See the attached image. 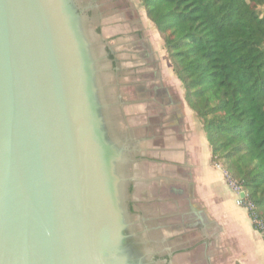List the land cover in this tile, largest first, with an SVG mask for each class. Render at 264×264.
Instances as JSON below:
<instances>
[{"label": "water", "instance_id": "1", "mask_svg": "<svg viewBox=\"0 0 264 264\" xmlns=\"http://www.w3.org/2000/svg\"><path fill=\"white\" fill-rule=\"evenodd\" d=\"M93 45L116 103L74 0H0V264H129Z\"/></svg>", "mask_w": 264, "mask_h": 264}, {"label": "crops", "instance_id": "2", "mask_svg": "<svg viewBox=\"0 0 264 264\" xmlns=\"http://www.w3.org/2000/svg\"><path fill=\"white\" fill-rule=\"evenodd\" d=\"M127 2L102 17L107 21L102 37L113 55L126 56L117 59L124 68H135L134 95L138 84L166 97L159 103L151 96L134 106L139 148L130 167L134 211L148 215L145 222L165 218L169 228L162 238L171 241V255L183 245L184 254H198L205 264H264L261 238L246 211L236 206L221 171L209 164L210 153L198 139L179 84L162 65L158 34L144 11ZM176 232L184 234L181 240Z\"/></svg>", "mask_w": 264, "mask_h": 264}, {"label": "trees", "instance_id": "3", "mask_svg": "<svg viewBox=\"0 0 264 264\" xmlns=\"http://www.w3.org/2000/svg\"><path fill=\"white\" fill-rule=\"evenodd\" d=\"M212 160L264 222L263 0H140ZM112 59V56L109 55Z\"/></svg>", "mask_w": 264, "mask_h": 264}, {"label": "flooded vegetation", "instance_id": "4", "mask_svg": "<svg viewBox=\"0 0 264 264\" xmlns=\"http://www.w3.org/2000/svg\"><path fill=\"white\" fill-rule=\"evenodd\" d=\"M75 6L78 8V12L82 14L83 12H90V17L88 19H93L97 15L95 11L91 9L92 4L84 0H74ZM91 5V6H90ZM82 6V7H81ZM82 17V27H86V20ZM91 52L96 56V80L98 88V99L101 104V111L104 119V126L107 131L106 137L108 142L114 143L120 148L121 156L120 160L116 165V172L120 179L118 187V205L122 218V232L123 239L121 243V249L123 254L127 257L129 264H172L171 258L174 255L183 254L182 247L178 248V252L171 255L172 251L170 247L167 246V240L160 237L159 230L169 228V224L158 226L154 221H146L145 226H143L142 231H138L135 227L128 221V204L129 197H131L133 192L131 178V163L136 161V155L138 152V146L136 141L135 131L129 129H122L120 125L119 108L122 103H114L111 93H108L102 86V79L98 63V49L95 45L92 46ZM106 55L112 56L111 61L117 64L115 61V56L106 47ZM136 92L138 97H142L144 101L151 96L159 103L166 101L164 93L160 90H142L140 85H136ZM118 106V107H117ZM179 194V193H178ZM132 205L129 204V207ZM132 209V207H131ZM133 210V209H132ZM160 228V229H159ZM181 227L178 226V229Z\"/></svg>", "mask_w": 264, "mask_h": 264}, {"label": "rangeland", "instance_id": "5", "mask_svg": "<svg viewBox=\"0 0 264 264\" xmlns=\"http://www.w3.org/2000/svg\"><path fill=\"white\" fill-rule=\"evenodd\" d=\"M84 1L92 4V6L91 5L90 6H91V9L93 11L97 10V11H95L97 16L93 19H88V17H90V12H87V13L83 12L81 15L84 17V20H86L85 18H87L86 22L89 25L94 36L98 40L99 44L101 45V47L105 53V56L107 58L109 68H110V72H111V76H112L116 103H122V105H120V107H118V106L117 107L119 108L120 114H121L122 119L124 121L125 128L132 130V131H135V134L137 136L138 135V128L134 127L133 123H132L134 120V115L136 114L133 112V110H134V106L136 104L142 102L141 100H143V99H142V97H138L137 93H136V95H134L133 91H132L133 90L132 86H134L133 83L135 81H137L135 79V75H134L135 68H132V67H130L128 69L124 68L125 66H122V62L119 63L118 60L122 61V59H127V58H126V56L123 57V55H120V54L118 56L115 54L116 55L115 60H116L117 64H114V62L111 61L109 56L106 55V47H108L109 45H108L107 41L105 39H103V37H102V25H103V23L107 22L106 19H102V17H104V16L106 17L107 15H110L111 11H115L116 9L124 8V5L126 4L125 0H84ZM127 3H132L136 6V8L138 10H143L141 7L140 0H128ZM261 10L264 11V0H263V6L261 7ZM153 30L156 32V30L154 28H153ZM158 40H159V42H157V43L159 45V51H160V56H161L160 58L162 59V65H164V69L166 70L168 75L178 82L180 92L182 91V95L180 94V96L184 100V98H183L184 92H183L182 85L179 83V81L176 79V77L174 76V74L172 72V66H171L170 60L168 59L167 54L165 53V50L163 48V40L159 35H158ZM187 108H188V106H187ZM189 112L191 114V120H192L193 127H194L195 131L198 132V134H199V138H198L199 141H200V139L203 140V142H204L203 144H204L205 148H207L209 153H210L209 164L221 171L223 182H224L225 186H227L230 189L231 183H235V185H237V183L226 173V171L224 170V167H222L221 163L216 161V160H212L211 147L209 146V144L206 140L205 133H204L203 127H202V123L190 109H189ZM137 158H139V156H137ZM133 174H134V171H133V167H132L131 168V178L133 177ZM131 183L133 184V182H131ZM237 186L239 187V185H237ZM241 191H243V190L241 189ZM243 194L246 195V193L244 191H243ZM236 198H237V196H236ZM129 204L132 205L131 207L133 210L131 209V207H129ZM129 204H128L129 215H130L136 229L138 231H142L143 230L142 227L145 226V224H146V222L143 219L145 217H147L148 215L143 216L142 214H139V213L136 214V211H134V209L136 210V207H134L133 203H132V195H131V197H129ZM149 217H153V216L149 215ZM149 219L151 220V218H149ZM168 219H169V217H168ZM152 220H154V218ZM156 220H157V222H156ZM156 220H155V222H156V224H158V226L159 225L162 226V225L167 224L165 218L164 219H156ZM169 222H170V220H169ZM166 232H167L166 230L160 229L158 235L160 237H164V233H166ZM175 234L177 235L175 237V239H180V240L182 239V236L184 235L180 232H176ZM167 243L169 246H170V244H172L171 241H169V240L167 241ZM179 247H184V246L182 245ZM197 256H198V254H195L194 256H192V254L186 255L183 253V254L174 256L173 260L171 258V261H172V264H205L204 260L197 258ZM174 259H175V262H174Z\"/></svg>", "mask_w": 264, "mask_h": 264}, {"label": "built area", "instance_id": "6", "mask_svg": "<svg viewBox=\"0 0 264 264\" xmlns=\"http://www.w3.org/2000/svg\"><path fill=\"white\" fill-rule=\"evenodd\" d=\"M230 189L237 196L235 201L236 206L246 211L254 230L260 236L261 241L264 244V222L256 214L254 205L247 200L246 195L240 197V194L243 193V191H241L240 187L235 185V183H231Z\"/></svg>", "mask_w": 264, "mask_h": 264}]
</instances>
